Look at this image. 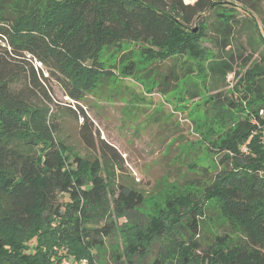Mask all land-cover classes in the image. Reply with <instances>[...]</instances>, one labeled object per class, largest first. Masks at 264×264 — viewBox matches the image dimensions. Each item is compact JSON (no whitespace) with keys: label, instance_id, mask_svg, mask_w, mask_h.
Segmentation results:
<instances>
[{"label":"trees","instance_id":"1","mask_svg":"<svg viewBox=\"0 0 264 264\" xmlns=\"http://www.w3.org/2000/svg\"><path fill=\"white\" fill-rule=\"evenodd\" d=\"M262 1L0 0V264H58L66 256L89 264H141L153 238L169 241L164 252L177 264H264ZM226 4L252 9V52L237 71L235 27L220 10ZM260 21L264 30L263 16ZM207 31L216 49L210 55L199 43ZM136 43L150 58L177 55L159 78L162 91L192 72L188 61H179L188 52L198 64L205 61L208 91L214 92L204 100L203 138L215 169L198 167L201 175L211 174L190 180L198 192L177 190L167 200L172 216L151 217L146 229L136 218L143 194L122 185L116 190L101 175L118 155L103 143L98 155L85 156L61 136L49 83L83 102L117 75L135 78L140 70L128 46ZM178 66L185 70L175 72ZM232 72L240 74L234 87L241 86V96L219 89ZM151 73L145 77L153 79ZM200 86L189 82V98L200 97ZM208 208L226 232L200 249L196 237ZM118 231L126 242L106 262L101 250Z\"/></svg>","mask_w":264,"mask_h":264},{"label":"rangeland","instance_id":"2","mask_svg":"<svg viewBox=\"0 0 264 264\" xmlns=\"http://www.w3.org/2000/svg\"><path fill=\"white\" fill-rule=\"evenodd\" d=\"M193 1L184 0L186 3ZM228 6L230 5L226 4V7L220 10L225 17H229L235 27L232 44L234 52L237 53L238 50L241 53L234 61L237 71L239 65L252 52V9L248 7L243 10L236 7L232 10ZM261 6L262 13L258 16L260 29L264 32L263 23L260 21V18L264 17V0ZM232 19L237 22L234 23ZM209 36L210 31H207L206 36L199 42L200 47L208 51V55L216 50L214 41L212 42ZM256 41L259 42L260 39ZM128 47L132 50L136 69L140 71L135 72V78L117 75L114 82L111 81L87 94L83 102H78L87 118L81 117L78 104L66 96L54 81L49 83L55 104L53 111L60 123L61 136L73 144L82 155H98L103 143L112 149H108L109 153L118 155L116 164L110 166L109 173L103 169L101 175L106 177L116 190L122 185L143 194V205L136 218L146 229L149 218L172 216L167 200L174 198L177 190L195 194L198 192L189 186L190 180L203 181L211 176L201 175L198 167L215 169V161L206 147L207 140L203 138L207 129L204 100L214 92L208 91L210 78L206 75L205 61L198 64V59L191 57L188 52L179 58V61H188L192 72L181 77L176 85L171 79L172 85L169 84L168 88L162 91L158 87L159 78L172 69L177 55L166 59L150 58L144 53L145 45L136 43ZM250 57L251 60L247 61L246 66L250 65L252 54ZM253 58H257V54H254ZM151 70L154 78L148 79L145 76L147 71ZM183 70L185 69L179 66L175 68V72L181 73ZM43 71L46 74L44 68ZM240 74L232 72L226 76L224 86L219 88L224 95L241 96V86L237 89L234 87ZM190 81L201 83L200 97L191 99L186 94L185 89ZM154 84L151 90V85ZM243 104L247 106V103ZM67 106L75 109L76 113ZM220 222L217 212L208 208L206 220H202V227L196 237L201 245L200 249L206 248L215 235L226 232ZM125 242L124 232L118 231L105 240L101 257L107 262L112 252H121ZM168 242L165 238H153L141 264H154L159 258L164 259V264H177L170 253L164 252L170 250L167 249Z\"/></svg>","mask_w":264,"mask_h":264},{"label":"built area","instance_id":"3","mask_svg":"<svg viewBox=\"0 0 264 264\" xmlns=\"http://www.w3.org/2000/svg\"><path fill=\"white\" fill-rule=\"evenodd\" d=\"M36 64L40 66V62L36 61ZM262 110L260 111V113ZM59 264H89L86 258H71V257H62L59 261Z\"/></svg>","mask_w":264,"mask_h":264}]
</instances>
